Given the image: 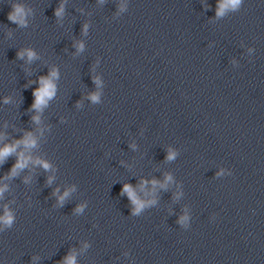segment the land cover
Masks as SVG:
<instances>
[{
  "label": "clouds",
  "instance_id": "clouds-1",
  "mask_svg": "<svg viewBox=\"0 0 264 264\" xmlns=\"http://www.w3.org/2000/svg\"><path fill=\"white\" fill-rule=\"evenodd\" d=\"M233 2L235 3L236 2V0H233ZM50 93L48 92V90L47 89H45V91H44V93H42V95H49Z\"/></svg>",
  "mask_w": 264,
  "mask_h": 264
}]
</instances>
